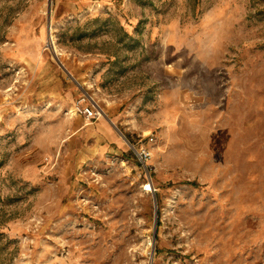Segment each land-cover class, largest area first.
<instances>
[{"label":"rangeland","instance_id":"1","mask_svg":"<svg viewBox=\"0 0 264 264\" xmlns=\"http://www.w3.org/2000/svg\"><path fill=\"white\" fill-rule=\"evenodd\" d=\"M0 264H264V0H0Z\"/></svg>","mask_w":264,"mask_h":264},{"label":"built area","instance_id":"2","mask_svg":"<svg viewBox=\"0 0 264 264\" xmlns=\"http://www.w3.org/2000/svg\"><path fill=\"white\" fill-rule=\"evenodd\" d=\"M72 110L75 115L83 117L86 121L97 120L105 115L100 105L94 99L88 97L86 92H83L74 102ZM136 155L141 164L146 163L151 157V153L146 149L136 150Z\"/></svg>","mask_w":264,"mask_h":264},{"label":"bare ground","instance_id":"3","mask_svg":"<svg viewBox=\"0 0 264 264\" xmlns=\"http://www.w3.org/2000/svg\"><path fill=\"white\" fill-rule=\"evenodd\" d=\"M49 37H50V40H49V44L51 43V44H53V41H52V36H51V34L49 35ZM53 51H54V53H55V56H57L58 54L56 53V50H55V48L53 47ZM103 117H105V115H103L102 116V118ZM151 243V242H150Z\"/></svg>","mask_w":264,"mask_h":264}]
</instances>
